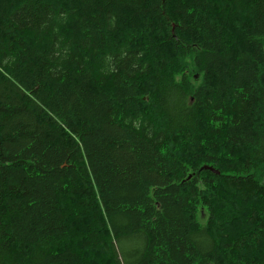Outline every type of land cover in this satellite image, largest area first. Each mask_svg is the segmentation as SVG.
Segmentation results:
<instances>
[{"label": "trees", "instance_id": "1", "mask_svg": "<svg viewBox=\"0 0 264 264\" xmlns=\"http://www.w3.org/2000/svg\"><path fill=\"white\" fill-rule=\"evenodd\" d=\"M0 264H264V0H0Z\"/></svg>", "mask_w": 264, "mask_h": 264}, {"label": "water", "instance_id": "2", "mask_svg": "<svg viewBox=\"0 0 264 264\" xmlns=\"http://www.w3.org/2000/svg\"><path fill=\"white\" fill-rule=\"evenodd\" d=\"M203 168H205V169H206V168H210V169L216 171L217 173L220 172L219 170H216L215 168H213L212 166H209V165H204Z\"/></svg>", "mask_w": 264, "mask_h": 264}]
</instances>
